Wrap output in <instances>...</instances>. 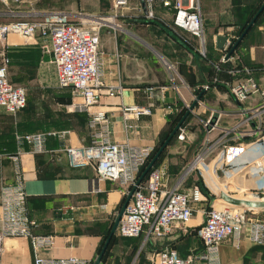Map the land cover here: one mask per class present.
Returning a JSON list of instances; mask_svg holds the SVG:
<instances>
[{
  "label": "crops",
  "instance_id": "crops-1",
  "mask_svg": "<svg viewBox=\"0 0 264 264\" xmlns=\"http://www.w3.org/2000/svg\"><path fill=\"white\" fill-rule=\"evenodd\" d=\"M263 1L196 0L205 30V53L202 55L200 41L175 29L170 12L157 5L155 17L150 18L155 23H149V18L139 7L142 0H135L134 5H138L139 11L124 15L129 23H116L119 28L107 25L109 28L99 32V54L103 63L101 96L97 103L81 112L71 109L69 89L57 86L54 66L50 63L49 54L41 49V39L38 36L24 39L15 33L5 36L3 48L8 57L7 78L12 84L24 88L25 106L14 114L6 113L0 107V185L20 181L28 217L34 222L32 232L51 236L53 243L39 248L38 255L76 256L93 262L125 199V188L113 181L101 180L98 182L99 190L92 191L94 167L91 164L71 166L64 153L59 151L61 142L58 139L49 138L47 151L34 154L26 143L17 146L14 134L66 129L69 131L67 144L87 146L93 141L92 133L96 130L89 126L90 118L97 111H105L109 141L157 147L170 126V119L183 116L203 89V95L180 126L185 134V138L180 140L183 143L181 149L169 142L154 164V168L165 173V182L170 187L185 171L206 136L215 140L222 128L239 122L242 106L251 108L262 100L260 94H254L239 105L229 92V84L245 77L244 67L250 66L254 69L253 77L264 87V9L231 53L230 63H221L225 49L218 47L216 38L230 30L234 33L236 28L246 25ZM105 8V0H18L0 7V16L5 17L1 22H8L14 17L64 13L74 20L72 22L83 23L84 20L77 19L103 13L110 16V8ZM161 58L176 65L178 77L174 84L177 90L171 85L169 72ZM161 85L166 86L162 91L159 89ZM204 85L208 88L204 89ZM147 87L154 88L152 96L146 91ZM127 105L150 107L151 113L138 119H125L122 107ZM215 114L216 124L208 130L205 122ZM195 119L202 124L195 128L199 127L202 132L203 141L200 140L198 146L193 145L196 130L194 132L192 122ZM215 131L219 133L211 137ZM238 133L240 131H234L229 136L235 137ZM260 134H246L238 139L247 144L259 140L263 136ZM172 139L179 140L177 133ZM256 150L254 144L248 146L235 166L225 167L223 171L234 178L247 170ZM211 160L212 157L210 167L213 165ZM208 177L205 175L203 178L199 170H191L180 188L188 190L199 184L206 189L204 180L211 189L213 185L218 186L212 175ZM246 177L248 188L253 187L252 175L248 172ZM203 205L205 203L195 205L191 218L173 227L157 243L148 241L153 238L146 239V229L138 237L131 238H122L115 230V239L113 242L110 240L100 264H115L118 255H129L132 257L130 264H137L134 256L140 251L148 253L165 247L174 248L183 259L199 255L204 250L198 236V228L204 218ZM249 216L264 220V208H253ZM136 241H140L139 246L131 248V243ZM31 256L27 238L7 237L2 240L0 264H31ZM217 263L264 264V245L251 243L245 236L237 245L227 239L219 246Z\"/></svg>",
  "mask_w": 264,
  "mask_h": 264
},
{
  "label": "built area",
  "instance_id": "built-area-1",
  "mask_svg": "<svg viewBox=\"0 0 264 264\" xmlns=\"http://www.w3.org/2000/svg\"><path fill=\"white\" fill-rule=\"evenodd\" d=\"M18 0H0L6 6ZM127 0H114V6H122ZM159 5L171 13V24L175 29L182 30L196 37L200 41V53H205V30L202 16L196 0H142L140 9L146 18H154V8ZM54 13L39 17H19L8 22H0V107L9 114L21 110L25 106V90L22 86L12 84L7 78L8 57L3 48V41L8 33H15L24 39L38 36L41 39V49L50 56L56 73V83L59 88L69 89L72 98L71 109L85 111L99 101L103 80L102 60L99 54V30L86 22H72L54 20ZM225 34V53L221 63H230L232 54L227 52L239 35L232 30ZM162 64L169 72V81L174 84L178 74L176 65L164 58ZM253 67H244L245 77L229 84V92L235 102L243 105L250 96L260 94L262 100L251 108H241L242 118L232 127L222 128L221 134L211 140L204 138L195 156L185 171L171 185L165 182V173L159 168L149 170L145 180L136 185L128 200L119 222L116 233L122 238L138 237L146 229V239H157L167 236L173 227L187 222L195 210V205L207 203L203 210V222L198 228V236L204 245V250L196 256L187 259L181 258L177 251L165 247L155 252L150 264H218L217 255L220 244L231 239L237 245L243 236L251 243L264 245V220L249 216L251 208L235 206L219 199L210 188L206 180V189L199 184L192 185L188 190H181L180 186L185 176L191 170H199L208 177L212 175L216 180L217 188L225 195L236 199L264 200V87L253 77ZM166 86H159L160 91ZM204 89L208 85L203 86ZM146 91L152 96L153 87ZM76 99H79L76 101ZM125 119H138L141 115H149L150 107L127 105L122 107ZM212 124L208 130L215 126ZM209 125V120L205 126ZM93 129V141L87 146H71L66 143L69 131L45 130L15 133L14 141L17 146L26 143L34 154L47 151L46 143L49 138H56L61 142L59 151H62L71 166L91 164L95 175L92 178V191H98V182L109 180L125 188L126 196L135 184L141 169L151 158L153 146H138L128 142H113L107 139L109 132L105 111H97L89 120ZM245 126V128H241ZM240 131L235 137L231 132ZM179 140L185 138L181 128L178 129ZM263 135L255 142L244 144L241 136L246 134ZM257 146V153L249 162L247 170L259 174V182L250 187L249 194L237 198L229 194V186L235 185L233 176L226 174L225 167L235 166L239 157L248 146ZM213 165L210 167V158ZM144 169V168H143ZM142 169V170H143ZM203 171V173H202ZM223 180L220 185L217 179ZM209 178V177H208ZM226 181V182H225ZM229 181V182H227ZM228 188V189H227ZM218 204V207L215 206ZM34 222L28 217L22 183L0 185V253L1 243L7 237H25L31 249V264H92L90 259L76 256L43 257L37 250L48 247L53 243L50 235L34 234Z\"/></svg>",
  "mask_w": 264,
  "mask_h": 264
},
{
  "label": "rangeland",
  "instance_id": "rangeland-1",
  "mask_svg": "<svg viewBox=\"0 0 264 264\" xmlns=\"http://www.w3.org/2000/svg\"><path fill=\"white\" fill-rule=\"evenodd\" d=\"M134 2H135V0H127V3L125 5L115 7L114 6V0H105V6H106L105 9L110 8V9H108V12H110V16L106 15V13L96 15L95 17H93V16H82L79 19H77V21H83L84 20V22L86 21V22H88V24L95 26L99 30V32H101L105 28H109L107 25H112L115 28H119L116 23H129V22H127V20L124 19L125 13L132 12V11H136V12L139 11L138 5H136V3L134 5ZM2 6L3 5L0 4V7H2ZM48 15H51V14H49V13L45 14V15L42 14L41 16H46L49 18ZM15 18L16 17H14L13 19H15ZM53 19L57 20V21H60V20L74 21L71 17H69L67 15H64V16L55 15V17H53ZM4 20H5V17L0 16V22L4 21ZM147 21H149V23H155L153 19H148ZM235 30H236L235 31L236 34L239 35L238 32L240 29L236 28ZM200 50H201V47H200ZM192 123H193L192 126L194 128V132L196 130L195 138H194L195 140L193 142V145H197L201 140L202 132L199 131V127H198V129H195V128L197 126L201 127L202 124L200 123V121L198 119L193 120ZM169 127H171V129H170V131H171L173 129L172 125ZM214 133H216V134L212 135L211 137H215L217 135V133H219V132L215 131ZM163 141H160V142L162 143ZM201 141H203V139ZM160 142L158 143L157 148L154 147L151 157L154 155V153L156 152V150L160 146V144H161ZM170 142H173L172 145H175L176 147H178V150L181 149L182 144H183L180 140H174V139H172ZM187 153H186L185 157L188 156ZM248 172H249V175H252V177H251V179L253 181V182L251 181L252 185L254 183V180H255V183L259 182V174L257 172L254 173L250 170H243L241 173H239V174L237 173L238 175H236L232 180L231 179L229 180V181L234 180V183H235V185L229 186V189H231L229 194H232L233 196H243V195L249 194V190H248L249 185L247 186L248 183L245 182V180H247L246 174ZM216 179L220 185H222V183H224L223 180H220L218 178H216ZM229 181H227V182H229ZM203 206H204L203 208L205 209L206 207H208V204L205 203V205H203ZM215 206L218 207V204H215ZM111 225L112 224L110 223V226ZM114 239H115V237L113 236L111 241L113 242ZM153 239L154 240L151 239L148 241H154L155 243H157V241H159V239H157L156 237H153ZM139 244H140V241L132 242L130 247L133 249H136L139 246ZM156 249H158V248H156ZM156 249H154L153 251H148V253H144V252L142 253V251H140L139 254H137V256H134L135 259L137 258V260L139 262V263L137 262V264H150L152 256L155 254V252H157L159 250V249L158 250H156ZM149 254L151 256H149ZM134 257H133V259H134ZM131 258L132 257H130L129 255H118L117 257H115V264H130ZM132 262H134V261H132Z\"/></svg>",
  "mask_w": 264,
  "mask_h": 264
},
{
  "label": "water",
  "instance_id": "water-1",
  "mask_svg": "<svg viewBox=\"0 0 264 264\" xmlns=\"http://www.w3.org/2000/svg\"><path fill=\"white\" fill-rule=\"evenodd\" d=\"M264 9V1L262 2V4L258 7V9L256 10V12L254 13V15L252 16V18L249 20V22L245 25L243 31L241 32V34L238 36V38L235 40V42L231 45L230 49L227 52V57L229 55H231V53L235 50V48L238 46V44L241 42V40L244 38V36L247 34V32L250 30V28L253 26V24L255 23L256 19L258 18V16L260 15V13L263 11ZM217 45L220 48L224 47V43L226 40V36L225 35H218L217 38ZM204 90L202 89L200 91V93L196 96V98L194 99V101L189 105V107L187 108V110L185 111V113L183 114V116L181 117V119L174 125L173 129L169 132V134L167 135V137L164 139V141L160 144V146L158 147V149L156 150V152L154 153V155L150 158V160L148 161L147 165L144 167V169L142 170V172L139 174L135 184L130 188L128 194L125 196V199L118 211V214L116 215L114 222L112 224V227L109 231L108 236L106 237V239L104 240V243L99 251V254L97 255L96 259L93 261L92 264H100L101 259L110 243V240L112 238V236L115 233L117 224L119 222V219L122 215V212L125 208V205L127 204L128 200L131 197V194L133 193L135 187L137 184H139L142 179L145 177V175L149 172V170L153 167V165L155 164V162L157 161V159L159 158V156L161 155V153L163 152V150L166 148V146L169 144V142L171 141V139L175 136L176 132L178 131V129L180 128V126L182 125V123L184 122V120L187 118V116L190 114V112L192 111V109L195 107L197 101L201 98V96L203 95ZM216 114L213 115L211 117V119L209 120V125L207 126V128H209L212 124H214L215 120H216ZM210 185V184H209ZM212 190L214 192V194L219 198L222 199L223 201H225L228 204L231 205H235V206H241V207H247V208H264V200H260V201H255V200H244V199H236L233 197H230L228 195L223 194L216 186H211Z\"/></svg>",
  "mask_w": 264,
  "mask_h": 264
},
{
  "label": "trees",
  "instance_id": "trees-1",
  "mask_svg": "<svg viewBox=\"0 0 264 264\" xmlns=\"http://www.w3.org/2000/svg\"><path fill=\"white\" fill-rule=\"evenodd\" d=\"M260 6V5H259ZM258 9V8H257ZM256 9V10H257ZM244 27H245V25H242L239 29V32H238V34L240 35L241 34V32L243 31V29H244ZM184 114V113H183ZM182 114V115H183ZM182 116L180 115V117H179V115L176 117V118H172V119H170V126L172 125V127H173V125H175V123L181 118ZM170 129H171V127H169L168 128V130L162 135V137H161V140L160 141H163L166 137H167V135L169 134V132H170ZM161 143V142H160ZM157 148V147H156ZM154 167H156V165H154L152 168H154ZM144 168V167H143ZM142 168V169H143ZM151 168V169H152ZM142 169H141V171H142ZM149 173V172H148ZM148 173L145 175V178L143 179V180H145L146 178H147V176H148ZM109 232V231H108ZM107 235H108V233H107ZM107 237V236H106ZM105 237V238H106ZM110 244V243H109ZM103 245V244H102ZM102 245H101V247H102ZM109 246V245H108ZM101 247H100V249H101ZM100 249H99V251H100Z\"/></svg>",
  "mask_w": 264,
  "mask_h": 264
}]
</instances>
